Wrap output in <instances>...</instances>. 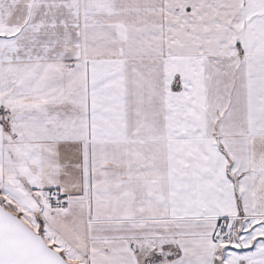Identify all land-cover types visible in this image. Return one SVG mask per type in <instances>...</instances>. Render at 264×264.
I'll use <instances>...</instances> for the list:
<instances>
[{
    "label": "snow or ice",
    "instance_id": "1",
    "mask_svg": "<svg viewBox=\"0 0 264 264\" xmlns=\"http://www.w3.org/2000/svg\"><path fill=\"white\" fill-rule=\"evenodd\" d=\"M0 264H264V0H0Z\"/></svg>",
    "mask_w": 264,
    "mask_h": 264
}]
</instances>
